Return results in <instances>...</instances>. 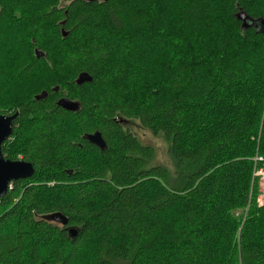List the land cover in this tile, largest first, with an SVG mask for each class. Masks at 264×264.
<instances>
[{
	"label": "trees",
	"instance_id": "obj_1",
	"mask_svg": "<svg viewBox=\"0 0 264 264\" xmlns=\"http://www.w3.org/2000/svg\"><path fill=\"white\" fill-rule=\"evenodd\" d=\"M59 3L19 12V1H8L0 10V37L7 38L12 60L20 63L0 69V93L10 85L7 88L20 102L14 132L2 150L6 158L19 160L7 149L17 135L28 133L20 154L35 167L32 177L12 182L0 199V264H75L83 248L94 241V255L87 264H148L152 252L161 264H224L228 257L218 249V238L208 225L210 214L192 204H205L212 188L237 191L232 184L235 174L248 186L254 157L264 155V31L245 27L238 18L245 12L253 20L264 19V0H71L63 7ZM173 25L176 31H171ZM52 27L53 47L33 46ZM61 27L67 36L59 33ZM151 32L162 33L159 45L175 36L187 43L180 45L185 51L178 54L179 60L173 57L163 77L164 90L171 96L164 102L155 91L136 98L134 83L121 63L127 61L130 43ZM112 38L124 46L111 44ZM21 39L32 41L25 55L18 46ZM35 48L44 54L33 55ZM42 60L54 88L30 91L28 86L37 84L33 77L39 66L42 69ZM234 64L238 69L232 73ZM199 66L208 67L200 84L209 89L181 94ZM84 71L93 80L79 85L76 78ZM44 91L47 97L36 99ZM63 97L79 108L59 106ZM136 123L164 135L177 176L156 163L155 148L134 133ZM66 124H71L70 132L63 130ZM97 130L107 143L105 149L84 137ZM88 152H96L101 160L93 164ZM54 168L74 181L65 192H51L35 183L41 175L54 176L45 171ZM100 192L109 195L104 205L95 204ZM69 193L72 197H62ZM178 198L192 205L183 213L187 228L163 219ZM57 211L68 217L66 226L78 229L75 237L68 227L42 219ZM254 211L240 233V245L248 235L264 239V207ZM35 231L37 238L32 237ZM45 236L56 244L41 252ZM263 258L264 250L253 242L242 248L238 262L264 264Z\"/></svg>",
	"mask_w": 264,
	"mask_h": 264
},
{
	"label": "rangeland",
	"instance_id": "obj_2",
	"mask_svg": "<svg viewBox=\"0 0 264 264\" xmlns=\"http://www.w3.org/2000/svg\"><path fill=\"white\" fill-rule=\"evenodd\" d=\"M8 1H10V3L14 1H19V12H23L28 10H35L36 8L47 4L48 2H54L56 0H0V10L3 3H6ZM70 1L71 0H60V7L67 6ZM9 6L11 5L9 4ZM215 18L218 19L217 14H215ZM173 26L174 27L171 28V31H176L175 25ZM54 29L55 28L52 27L48 31H43L40 37L42 38V41H46H41L40 43H38V45L35 44L33 46L37 47L41 44L38 48H42L41 46H45L48 49L52 48L53 43L55 42L54 39H56L55 31H53ZM62 29L64 28L61 27L59 30V33L61 35L63 34ZM65 32L68 31L65 30ZM161 34L162 33L156 34L151 32L134 39L130 43L131 47L128 49V55L125 57V60L127 61L121 62L122 64H124V69L128 72V76L131 77L134 83L133 94L136 98L141 99L146 93H151L152 91L158 93L157 96L159 100H163L162 102L171 98V96L168 94V91L164 90L167 84L166 82L163 83V77L166 74L168 75V69L171 68V65L173 64V57H178V54H181V51L183 53L186 47L181 48L180 45H183L184 43L178 36L177 38L175 36L174 39L172 38L171 40L165 41L164 45H159V42L162 40V38H160V36H162ZM77 36L83 37L84 35L78 33ZM31 42L32 41L26 43L22 39L19 40L18 46H20V52H22L23 55L29 52L28 46H31ZM110 43L113 45L118 44L119 46H124V43L120 41H115L113 38L110 39ZM184 45H187V43ZM0 46H2V48L0 49V62H2V64H0V69L2 68V66L6 69L10 64L14 62H18V64H20L19 61H15V59L12 60V52L8 50V46L10 45L6 37H0ZM36 50L37 48H35L33 52V55L35 56L37 55ZM38 51L39 57L42 56L43 54L40 49H38ZM177 59L179 60L180 58L178 57ZM45 61L42 60V62H40L42 64V69L39 66L36 70L37 75L33 77L37 84L33 86L29 85L28 88L30 91H34V89L36 90L40 87L47 88V86H49L50 88H54V82L52 80L53 77L47 75V72L45 70ZM190 64L193 68V63ZM237 69L238 64L230 66V71L232 73H234ZM0 72H2V70H0ZM193 72V81L191 80L189 85L186 87L185 90L182 91L181 94H183V92L185 91L191 92L195 88L199 87L201 88L195 94H202L204 92L206 93V90L209 89V87H207L206 85L200 84V82L207 77L208 67L199 66L194 68ZM6 76L7 75L4 74L2 76V80H6ZM47 80H49V82H45ZM7 87L11 86L8 85ZM7 87H5V89L0 93V114L9 115L18 111L17 107L20 102L17 101L19 100V96H16ZM157 96H155L153 99H155ZM70 125L71 124H66L63 130L66 132H70ZM134 133L140 138L143 143H145L146 145H151L155 148L156 163H162L170 167L172 169L171 172L173 173V176H177V164L175 163L169 151V142L164 137V135L162 133L155 135L151 131L141 127L138 123L134 124ZM27 136L28 133H23L20 134V137L19 135H17L15 141L14 138H12L11 142H14L10 143L9 148L7 149V154L13 157L22 158L20 150L25 146L26 139L28 138ZM87 157L93 158V164L96 160H101V158L98 157L96 152H88ZM262 165V163H259L258 167H261ZM45 171L51 175L54 174V176H49L48 174H45L38 177V180L35 183H37L43 189V186H47L48 189L50 188L49 191L51 192H65L66 190H68V184L74 182L71 179L72 177L62 173L60 168H54L52 170L46 169ZM254 171L255 167L250 175V178L246 180L248 182V186H245L243 181L240 179L241 177L243 178V176L235 174L232 184L235 185V189L237 191L232 192V187H230L224 192L221 189H219L220 191L217 190L216 192H212V188L210 190L209 200L205 202V204H192L195 209L197 208V211H200L201 213L205 214H210V220L208 225L211 227L210 229L213 232V235L217 236L218 238V242L220 243L218 245V249L220 250V253H223L226 257H228L225 258L227 261L224 264H239L238 257L241 253L242 248L248 246L252 247L253 242H257V244L261 246L262 250H264V239L259 238L258 240H255L252 239V237L249 235L241 241L240 245V233L244 228L248 216L257 210L256 209L254 211V207L257 206L259 210H262L264 207V180L261 176L256 175ZM63 195H66L62 196L64 198L72 197L70 193ZM108 198L109 195L107 193L100 192L95 196V204L104 205L108 201ZM192 205L186 200L178 198L175 201L174 205L170 209H166V211L163 213V219L173 225H177L180 227L182 226V228H187L188 223L183 218V213L187 208L191 207ZM257 215H260L258 210ZM55 224L63 227L59 223ZM214 231L216 233H214ZM35 236L36 238L37 236H40L38 235L37 231H35L32 235V237ZM94 243L95 241L83 248V251L78 256V259L76 260L75 264H87L89 263V261H91V258L94 255ZM55 244L56 241H54L53 237L45 236L44 241H42L40 245V251L43 252L42 249H49ZM30 253L31 251L28 253L27 258H30ZM151 259L153 260L152 262ZM158 259V254L156 252H152L151 256L148 257V264H153V262L155 264H161L160 260ZM261 263H264V258L261 260Z\"/></svg>",
	"mask_w": 264,
	"mask_h": 264
},
{
	"label": "water",
	"instance_id": "obj_3",
	"mask_svg": "<svg viewBox=\"0 0 264 264\" xmlns=\"http://www.w3.org/2000/svg\"><path fill=\"white\" fill-rule=\"evenodd\" d=\"M85 1H106V0H85ZM238 18L242 19L244 22V26L254 25L257 28H260L264 31V19L253 20L248 17V15L243 13H238ZM63 36H67V32L62 29ZM37 56L39 57V51L36 50ZM44 54V53H42ZM93 77L86 71L81 72L77 79L76 83L81 85L86 82H91ZM58 90V88H55ZM48 93L46 91L42 92L40 95L36 96V99L40 100L47 97ZM59 106L63 108L75 111L79 108V104L67 97L60 98L57 102ZM19 111L13 114H0V199L7 194L9 184L14 181L25 180L33 176L35 173L34 165L25 160H11L6 158L3 153L2 146L4 142L11 137L14 132V120L18 116ZM84 137L91 142L92 144L98 146L100 149H105L107 147V143L103 138V135L100 131H95L93 133L85 134ZM42 219L48 222L59 223L62 226H66L68 224V217L60 212H51L42 216ZM78 234V229L76 227L69 228V235L71 237H75Z\"/></svg>",
	"mask_w": 264,
	"mask_h": 264
},
{
	"label": "built area",
	"instance_id": "obj_4",
	"mask_svg": "<svg viewBox=\"0 0 264 264\" xmlns=\"http://www.w3.org/2000/svg\"><path fill=\"white\" fill-rule=\"evenodd\" d=\"M255 161V174L259 175L263 178L264 180V155L256 154L254 157ZM262 163L263 165L261 167H258V164Z\"/></svg>",
	"mask_w": 264,
	"mask_h": 264
},
{
	"label": "flooded vegetation",
	"instance_id": "obj_5",
	"mask_svg": "<svg viewBox=\"0 0 264 264\" xmlns=\"http://www.w3.org/2000/svg\"><path fill=\"white\" fill-rule=\"evenodd\" d=\"M23 158H19V160H22ZM68 227V229L67 230H69V226H66V228ZM69 232V231H68Z\"/></svg>",
	"mask_w": 264,
	"mask_h": 264
},
{
	"label": "bare ground",
	"instance_id": "obj_6",
	"mask_svg": "<svg viewBox=\"0 0 264 264\" xmlns=\"http://www.w3.org/2000/svg\"><path fill=\"white\" fill-rule=\"evenodd\" d=\"M11 183H12V182H11ZM11 183H10V184H11ZM10 184H9V186H10Z\"/></svg>",
	"mask_w": 264,
	"mask_h": 264
}]
</instances>
